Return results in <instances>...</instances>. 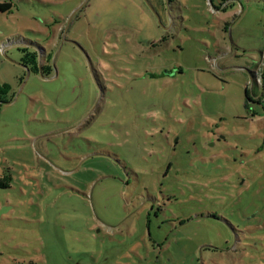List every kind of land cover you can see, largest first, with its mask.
<instances>
[{
  "label": "rangeland",
  "instance_id": "374dc122",
  "mask_svg": "<svg viewBox=\"0 0 264 264\" xmlns=\"http://www.w3.org/2000/svg\"><path fill=\"white\" fill-rule=\"evenodd\" d=\"M4 2L0 264H264V0Z\"/></svg>",
  "mask_w": 264,
  "mask_h": 264
},
{
  "label": "trees",
  "instance_id": "16d2710c",
  "mask_svg": "<svg viewBox=\"0 0 264 264\" xmlns=\"http://www.w3.org/2000/svg\"><path fill=\"white\" fill-rule=\"evenodd\" d=\"M10 7V3L9 2H4V3H0V9L4 10V8ZM226 7H223L222 10H225ZM22 43H24L25 45H28V43L26 41H24L23 39L21 40ZM19 43V41H18ZM10 44H12L10 42ZM40 47L36 45V51L33 49V51H30L29 48L27 47H23L21 48V52H23L22 55V59H21V63L24 66H27L29 70H32L34 72H40L42 77L44 78H49L52 76V69H51V55H45V62L43 64L40 63V57H41V53L38 51ZM31 72V71H30ZM254 72H251V78L252 83L254 82ZM263 78H264V72H263ZM263 88H264V84H263ZM8 89V85L7 84H3L0 86V104L2 103H8L9 101L6 99H3V94L6 93ZM246 92H248V90H246ZM248 95V94H247ZM250 100H252L250 98ZM257 102H259V100H255ZM174 144V143H173ZM173 147V146H172ZM175 147V145H174ZM170 166V164L168 165ZM8 178H6V176H2L0 177V185L2 186H6V183H3V181L7 180Z\"/></svg>",
  "mask_w": 264,
  "mask_h": 264
},
{
  "label": "built area",
  "instance_id": "2783aa9c",
  "mask_svg": "<svg viewBox=\"0 0 264 264\" xmlns=\"http://www.w3.org/2000/svg\"><path fill=\"white\" fill-rule=\"evenodd\" d=\"M263 81H264V78H263V70H262L260 75L257 78V85H262L263 86Z\"/></svg>",
  "mask_w": 264,
  "mask_h": 264
},
{
  "label": "flooded vegetation",
  "instance_id": "af4514ba",
  "mask_svg": "<svg viewBox=\"0 0 264 264\" xmlns=\"http://www.w3.org/2000/svg\"><path fill=\"white\" fill-rule=\"evenodd\" d=\"M257 99L259 100V97L256 96L255 100H257Z\"/></svg>",
  "mask_w": 264,
  "mask_h": 264
},
{
  "label": "crops",
  "instance_id": "0c3cea01",
  "mask_svg": "<svg viewBox=\"0 0 264 264\" xmlns=\"http://www.w3.org/2000/svg\"><path fill=\"white\" fill-rule=\"evenodd\" d=\"M263 72H264V69H263Z\"/></svg>",
  "mask_w": 264,
  "mask_h": 264
}]
</instances>
